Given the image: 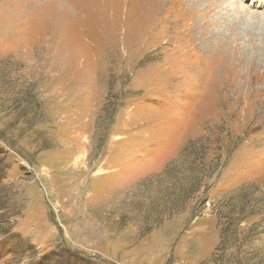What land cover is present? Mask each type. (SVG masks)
Here are the masks:
<instances>
[{"label":"rangeland","instance_id":"rangeland-1","mask_svg":"<svg viewBox=\"0 0 264 264\" xmlns=\"http://www.w3.org/2000/svg\"><path fill=\"white\" fill-rule=\"evenodd\" d=\"M243 12L264 0H0V264H264Z\"/></svg>","mask_w":264,"mask_h":264},{"label":"bare ground","instance_id":"bare-ground-1","mask_svg":"<svg viewBox=\"0 0 264 264\" xmlns=\"http://www.w3.org/2000/svg\"><path fill=\"white\" fill-rule=\"evenodd\" d=\"M233 8H234V11H235V7H233ZM237 16H239L240 20H243L242 22H239V24L241 23V26H243L242 29H244L246 31H249V32H253V31H257L258 32V31L261 30L262 34H263V31H264V24H263L264 23V17H261L259 15L258 16L254 15L253 12H243L241 14H237Z\"/></svg>","mask_w":264,"mask_h":264}]
</instances>
